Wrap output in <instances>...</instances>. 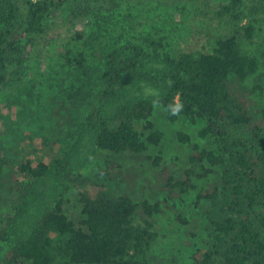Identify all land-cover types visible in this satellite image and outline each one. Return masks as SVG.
<instances>
[{"label": "trees", "instance_id": "obj_1", "mask_svg": "<svg viewBox=\"0 0 264 264\" xmlns=\"http://www.w3.org/2000/svg\"><path fill=\"white\" fill-rule=\"evenodd\" d=\"M116 6L117 0H0V86L19 81L35 42L54 20L74 23L91 15L95 30L86 40L76 33L47 62L61 84H69L66 101L86 110L80 135L88 136L92 149L85 154H141L158 145L161 133L149 120L156 104L170 123L180 117L204 121L198 137L211 138L213 148H201L178 132L177 140L188 149L187 166L151 159L165 193L153 202L113 194L107 181L84 178L83 159L67 155L51 165L16 163L0 152L6 264H150L157 237L153 217L195 190V181L211 177L195 198V205L208 203L209 247L195 251L192 264H264V34L258 33L264 0H229L216 16L229 24L230 36L158 61L149 50L160 45L151 40L119 28L109 35L102 31L98 21H111ZM94 44L93 59L87 50ZM139 84L157 93L134 91ZM9 104L0 100V114ZM120 168L112 163L104 172ZM72 184L90 186L78 195L80 225L64 210Z\"/></svg>", "mask_w": 264, "mask_h": 264}, {"label": "rangeland", "instance_id": "obj_2", "mask_svg": "<svg viewBox=\"0 0 264 264\" xmlns=\"http://www.w3.org/2000/svg\"><path fill=\"white\" fill-rule=\"evenodd\" d=\"M229 0H117L111 21H98L102 31L124 29L123 33L151 40L158 46L149 52L156 61L165 54L176 56L182 52L202 49L207 41L231 35L229 24L216 16V11ZM104 15V14H102ZM105 16V15H104ZM258 33L264 34V16H261ZM95 30V17L86 16L70 23L54 20L43 38L35 42L26 70L15 84L0 86V100L9 101V107L0 114V152L4 157L20 163L43 162L51 165L58 157L71 156L75 161L83 159L79 172L93 182L107 181L113 194H123L133 200H162L165 193L151 159L161 156L167 165L178 168L187 166L188 149L177 140V133L184 132L204 149H212V139H201L198 131L204 121L195 124L180 117L170 123L159 104L154 106L150 122L152 130L161 133L158 145H149L141 154H114L95 150L91 155V143L87 135H80L79 121L85 109L71 106L65 99L68 83L61 84L60 77L52 74L47 62L63 42L82 35L81 42ZM112 31V33L114 32ZM109 36L103 39L106 42ZM77 40V39H76ZM61 50V49H60ZM88 53L94 59L95 44ZM158 62L153 61V64ZM130 87V86H129ZM154 95V89L139 84L134 91ZM136 128L148 134L143 124ZM118 163L120 169L105 174L108 165ZM214 181L213 177L195 181L196 189L175 201L164 213L153 217L156 240L151 246L150 264H192L195 251L209 247L206 227L207 202L195 205L198 190ZM90 188L72 184L65 195L64 210L68 217L80 225L82 220L78 195ZM187 220L181 224L177 217ZM8 244L0 242V264H6Z\"/></svg>", "mask_w": 264, "mask_h": 264}]
</instances>
